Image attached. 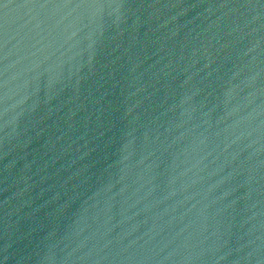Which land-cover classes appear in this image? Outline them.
I'll use <instances>...</instances> for the list:
<instances>
[{
    "label": "water",
    "instance_id": "obj_1",
    "mask_svg": "<svg viewBox=\"0 0 264 264\" xmlns=\"http://www.w3.org/2000/svg\"><path fill=\"white\" fill-rule=\"evenodd\" d=\"M0 264H264V0H0Z\"/></svg>",
    "mask_w": 264,
    "mask_h": 264
}]
</instances>
